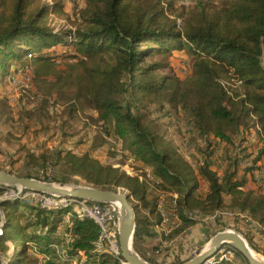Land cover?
<instances>
[{
    "label": "trees",
    "instance_id": "obj_1",
    "mask_svg": "<svg viewBox=\"0 0 264 264\" xmlns=\"http://www.w3.org/2000/svg\"><path fill=\"white\" fill-rule=\"evenodd\" d=\"M216 1L82 0L69 12L66 0H0L1 81L12 69L19 74L29 69L31 83L44 96L39 112H48L50 104L66 119L59 144L38 154L29 151L28 164L57 169L44 180L79 176L95 187L128 192L137 223L133 246L155 264H182L192 256L184 244L160 258L141 250L162 221L156 190L177 194L181 224L170 232L173 238L205 217L215 216L214 222L226 227L221 212L264 226V194L247 188L264 146L256 157L247 148L244 156L237 151L249 134L264 142V0ZM57 47L63 48L62 66ZM175 50L193 58L185 78L170 62ZM9 106L7 96H0V118L9 115ZM156 106L165 117L186 120L184 138L195 139L197 147L194 162L152 118ZM90 111L97 132L119 141L123 153L149 171L130 174L122 164L103 162L92 153L99 143L83 153L64 146L77 137L78 115ZM25 114L36 118L30 110ZM21 126L25 134L31 129ZM218 157L221 172L214 169ZM242 161H247L243 169ZM6 189L0 185V257L7 264H40L41 255L50 256L49 264H123L120 254L96 250L99 227L93 220L78 218L70 208L49 210L18 197L2 198ZM69 211L71 227L64 221ZM66 231L74 237L64 259L55 245ZM79 251L84 258L73 263Z\"/></svg>",
    "mask_w": 264,
    "mask_h": 264
},
{
    "label": "rangeland",
    "instance_id": "obj_2",
    "mask_svg": "<svg viewBox=\"0 0 264 264\" xmlns=\"http://www.w3.org/2000/svg\"><path fill=\"white\" fill-rule=\"evenodd\" d=\"M81 4L82 0L76 3L72 2L71 0H66L65 7L67 11L71 12L75 8L80 7ZM56 50L57 51H55V54L58 55L61 54L63 48L57 47ZM55 58L57 59L58 64L62 66V60L60 59V56L58 55ZM192 60L193 58L190 52L186 50H175V52H173L170 56V62L172 63L174 72H176L180 77L183 78L187 77L190 74ZM21 75L22 73L19 74L13 71L12 69V74L9 78L7 76L4 79V83L3 81H1L2 79L0 78V96L4 97L6 95L10 104L9 115H4L0 118V169L17 175L31 173L33 178L41 180L46 179L47 175L49 178H52L54 175L57 174V169L55 167L53 168L50 165L47 167L45 165H37L35 163L28 164L29 160L27 159V156L29 151H33L38 154L40 151L44 150L47 147L51 149L57 144H59L62 138L64 120L66 119L64 117V113L61 110H55V107H52L50 104V106L47 105V107L49 108L48 112H44V114L40 113L39 108L44 105V96L40 94L34 84H32L30 81H27V79H24V75L23 78H21ZM51 100L53 101L54 99ZM52 101L50 102L52 103ZM28 110H30V112L36 113L35 120H30L29 117L26 116L27 114L25 113ZM90 112L91 113L87 112L78 115V119L76 120V122L73 123L75 130L79 131L77 132V137L68 138V141L64 146L66 148L73 149L78 153H83L84 151L91 150L92 148H94L95 144L99 143L97 147L94 148L92 153L94 154V156L99 157L103 162L112 163L114 165L122 164L132 174H142V172H146V170L149 171L148 169L143 167L141 163L136 162L134 160H130V158L123 153L124 149L122 148V145L116 146V143L107 140V136L104 137L102 134L100 135V133L97 132L96 126H98V124L96 123V119L94 117L95 114L93 116V112ZM23 116L24 119L22 120ZM152 118L157 119L159 127L161 128V130L166 132L167 137L173 139L175 144L181 147V150L187 156V158L194 162L192 154L197 153V147L194 144L195 139H191L190 141L188 139L186 141V138H184V135L188 133L187 131L189 129V127H187L188 125L186 120L181 118L177 119V117H172V115L165 117L164 112L160 111L159 107L157 106L152 108ZM21 122L25 124H30L31 129L27 134L24 133L23 126H21ZM69 130L71 131L70 128ZM63 139H66V137ZM80 140H82V143L78 144L77 142ZM262 146H264V143L259 140L257 134H249L247 141L243 143L237 151L240 152L239 156H244L242 150L244 148H247L248 151H251L253 153V157H255L256 153H258V148ZM226 147L227 150H229L228 152L232 151L231 144H226ZM225 149L226 148H223V151ZM216 162L217 163L215 165V168L219 169V171H222V168L224 167L218 168L219 164H221L222 162L220 157L216 159ZM241 165L243 169V167L247 165V161H242ZM263 175L264 173H261L258 176L261 178ZM44 181H50L55 183L63 182L65 184L72 185L86 184V182L79 176H72L69 178L68 181ZM5 187H7V189L6 192L3 194L2 198L10 197L13 193L12 190H14L13 186ZM201 190L203 194V186ZM155 193L159 196L158 203L163 198H165L163 196V193L165 192L156 190ZM168 199H170V197H168ZM234 220L235 222H237L238 225L244 223V226L241 225L243 229H239L238 225L234 226L231 224L230 227L221 226L220 229L215 230L214 227L212 229H209L207 224H204V228L201 229L203 236L199 237L198 240L194 241L191 246L188 247V250L191 251V258L195 257L202 250H204L208 246L210 240L217 233L225 230H233L237 233H240L247 240L248 244L252 248V251L259 257L264 258V243L263 241H261V238L258 236V234L252 232L248 224H246L242 218H240L239 221L235 218ZM162 232L163 230L161 231V234ZM164 236L167 238L168 241L165 246H160L157 240H155V242H157L155 243V245H152V241H143L141 243L140 247L141 250L144 252L145 256H149L152 258H160L163 253L167 254L172 248L176 249L181 247L182 244H184L183 241L185 236L183 234L177 235V239H175L174 243L171 242L173 237H171L170 234ZM153 246L160 247H156L159 248L156 251V248ZM226 248L232 250L231 256L233 261H225V264H233L234 262H238L239 264H249L247 260L239 252L232 249L231 246L227 245Z\"/></svg>",
    "mask_w": 264,
    "mask_h": 264
},
{
    "label": "built area",
    "instance_id": "obj_3",
    "mask_svg": "<svg viewBox=\"0 0 264 264\" xmlns=\"http://www.w3.org/2000/svg\"><path fill=\"white\" fill-rule=\"evenodd\" d=\"M76 3L80 0H71ZM183 2H189L191 0H181ZM27 79V81L31 82V71L26 69L22 72L21 78ZM110 142L116 143V146H121V143L114 138H109ZM115 165V166H119ZM123 169L128 171L124 166ZM129 172V171H128ZM130 173V172H129ZM260 173H263L262 170ZM132 174V173H130ZM48 176V175H47ZM150 176V174H149ZM260 178V177H259ZM12 195L10 197H18L24 199L25 201L38 204L41 208L49 209V210H58L63 208H70L76 216L80 219H91L93 220L99 227V236L95 241L96 250H108L115 255L120 254V248L118 243L119 236V219H120V210L119 206L116 203H89L88 200L70 198L62 195L55 194H47L35 192L27 189H19L13 187ZM164 197L158 203V210L162 215V221L159 226L162 228L163 233L167 236L170 234L172 229L179 224H181V220L177 214L176 210V198L177 194L172 192L163 193ZM170 197V199H168ZM69 211L65 216V225L71 227L73 222L71 220L73 212ZM224 215H231L229 212H221ZM2 217V213L0 212ZM215 216H212L213 219ZM241 218L248 224L250 230L261 238V241L264 243V226L259 224L257 221L252 220L250 217L242 215ZM2 223H0L1 225ZM211 227L210 229H212ZM2 230L0 229V233ZM72 232L66 231L63 234V241L61 244H56L55 247L60 255L66 259L68 255V245L73 239ZM233 249V248H232ZM235 250V249H234ZM85 253L83 251H79L78 256L72 258L73 263L78 261L79 256L83 257ZM232 250L223 246L214 256L210 257L206 260L204 264H220L225 261H233L232 260ZM50 256L49 255H41L40 256V264H49ZM233 264H239L238 262H234Z\"/></svg>",
    "mask_w": 264,
    "mask_h": 264
},
{
    "label": "water",
    "instance_id": "obj_4",
    "mask_svg": "<svg viewBox=\"0 0 264 264\" xmlns=\"http://www.w3.org/2000/svg\"><path fill=\"white\" fill-rule=\"evenodd\" d=\"M0 185L98 203H116L120 210L119 248L122 261L124 264H155L142 258L133 246L137 225L136 213L130 201L131 196L125 190L115 191L89 184L55 183L33 177L19 176L3 169H0ZM0 229L2 230V224ZM227 245L239 252L249 264H264V258L255 256L247 240L240 233L233 230L217 233L204 250L182 264H204L207 259L214 256L223 246ZM0 259L3 260L4 264H7L3 258L0 257Z\"/></svg>",
    "mask_w": 264,
    "mask_h": 264
},
{
    "label": "crops",
    "instance_id": "obj_5",
    "mask_svg": "<svg viewBox=\"0 0 264 264\" xmlns=\"http://www.w3.org/2000/svg\"><path fill=\"white\" fill-rule=\"evenodd\" d=\"M262 147H260V148H262ZM260 148H258V150ZM256 156H257V153H256ZM258 165L260 166V168L255 170L253 172V175H249L250 181L247 184V188H249V189H260V191L264 194V175L261 178H259V176H258L259 174H261L260 173L261 170L264 173V155H263L262 159L258 162ZM214 169H216L215 166H214ZM241 174H242V171H241L240 175ZM205 190H207V184L203 183V192H205ZM222 216L223 217L221 219V222H223V224H227L226 227H230L231 224L234 226L238 225L237 222H235V220H234L235 217L233 215H224L223 214ZM204 224H207L209 229L211 227H214L215 230H218L221 228V225H217L212 218H206V217L203 219L201 218L200 223H197L194 226L190 227L188 232L183 234L185 236L183 242H184V245L187 246V248L189 246H191V244L194 241L198 240L199 237L203 236L201 229L204 228ZM241 225L244 226V223H242ZM241 225H238L239 229H243L241 227ZM155 231H156V235L153 237L146 238V241H152L153 242L152 245H155V243H157V242H155V240H157L160 246H165L168 243V241H167V238L164 236L165 234L163 232L161 234L162 228L159 225H157L155 227ZM185 238L187 241L185 240ZM175 239H177V237L172 238L171 242L174 243ZM189 252H191V251L189 250ZM83 258H84V256H83Z\"/></svg>",
    "mask_w": 264,
    "mask_h": 264
},
{
    "label": "bare ground",
    "instance_id": "obj_6",
    "mask_svg": "<svg viewBox=\"0 0 264 264\" xmlns=\"http://www.w3.org/2000/svg\"><path fill=\"white\" fill-rule=\"evenodd\" d=\"M252 253L255 255V256H257V257H259L258 255H256L253 251H252ZM261 258V257H260Z\"/></svg>",
    "mask_w": 264,
    "mask_h": 264
}]
</instances>
